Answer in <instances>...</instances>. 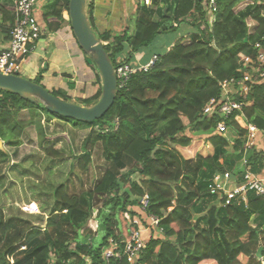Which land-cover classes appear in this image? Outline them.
Listing matches in <instances>:
<instances>
[{"label": "trees", "instance_id": "trees-1", "mask_svg": "<svg viewBox=\"0 0 264 264\" xmlns=\"http://www.w3.org/2000/svg\"><path fill=\"white\" fill-rule=\"evenodd\" d=\"M18 1L0 0V15L12 25ZM69 1L48 0L44 6L49 33L62 29ZM204 1L153 0L151 7L138 1L134 29L115 35L96 33L116 68L119 58L132 61L164 33L183 25L193 30L157 53L148 72H136L111 109L92 123L53 115L41 103L0 90V141L10 147L22 145L29 127L36 128L42 145L47 140L45 117L92 128L71 172L81 190L70 188L69 182L56 188L45 228L22 216L7 217L0 206V264H87L88 260L107 264L104 251L113 241L122 254L135 228L133 218L139 216V198L146 193L151 199L148 213L160 220L162 235L150 231L134 264H264V198L250 192L247 205L237 201L223 205L209 190L218 173L240 176L244 157L247 167L259 173L263 154L248 146V131L234 116L204 114L211 100L221 99L222 83L240 79L246 58L255 57V45L264 38V0H219L214 21L206 17ZM94 2L88 0L87 5L93 28ZM34 82L41 84L42 75ZM52 93L70 101L64 91ZM101 96L102 87L84 104L92 106ZM232 99L246 103L242 112L246 122L264 132V83L253 86L247 96L238 91ZM23 111L29 112L27 119L20 118ZM222 121L226 132L217 134ZM208 142L213 155L204 157L199 150ZM102 143L108 158L95 178L90 173L94 151ZM195 144L196 156L186 158L181 149ZM228 151L229 158L224 156ZM46 152L61 157L54 150ZM6 157L0 149V162ZM93 218L98 222L95 231L89 227ZM109 264L130 263L122 256Z\"/></svg>", "mask_w": 264, "mask_h": 264}, {"label": "crops", "instance_id": "crops-1", "mask_svg": "<svg viewBox=\"0 0 264 264\" xmlns=\"http://www.w3.org/2000/svg\"><path fill=\"white\" fill-rule=\"evenodd\" d=\"M135 1L138 2V0ZM47 2L48 0H42L37 7L36 14L44 30V33L41 40L37 43L35 49L24 60L22 64L23 74L30 73L35 78H37L38 75L41 74V84L46 89L51 92L64 91L69 97L70 102H74L81 106L90 107L86 106L84 102L85 100L94 98L98 94L100 88L102 87V83L100 84L97 71L93 66L88 64V57L83 52L76 40L71 27L70 17L67 12H64L65 23L63 24L62 29H60L56 33L48 32L47 24L44 21L43 15L44 6L47 4ZM133 3L134 0H95L93 11L95 32L97 33L98 31L99 34L110 32L111 34L115 35L128 28L134 29V21L137 16V5H133V9L130 12V7ZM12 17L14 20V12L12 13ZM12 26L14 25L10 24L7 19L3 18V16L0 15V51H3L8 47L10 34L13 28ZM192 31L193 30L190 27L185 26L183 36L191 33ZM171 42L170 44L166 45V50H168L175 43ZM157 53L158 52L152 53V55L149 56L145 51L139 52L134 56L131 62L136 65H146L150 62L152 56L156 55ZM28 114V111H23L20 115V118L27 119ZM43 125L47 140L42 145H40L39 143L36 128L29 127L23 133V136L21 138L23 143L21 146L10 147L7 145L8 149L0 147L1 150L5 149L4 151H6L7 154L11 155V159H9L10 155H8L7 157L9 159L7 164L8 172L6 176L2 177V181H0V191H2V193L5 195L6 200L8 201V208L11 205L19 208L21 209L20 211L23 215L42 214L40 206L43 205V202L41 201V199L46 198V196L50 192L52 193L51 199L49 200V208L51 209L54 205L53 193L58 186L63 184L61 180H57V183L51 182L50 184H47V189L43 188V184L39 183L40 176L34 178L29 174L27 170L29 165L32 164L31 166H33L34 163L40 162L46 163L47 167L49 164V168H53L54 165L55 168H61L62 166L68 168V162L72 161L83 153L84 143L92 133V128H81L78 125H73L72 122L61 119H52L48 121L45 117L43 120ZM28 139H30L29 141L32 144L29 146L33 150H42V153H44L45 157L49 159L48 161H43L39 155L32 151L30 152V157L26 158L25 161H19L20 157L24 153H21L19 157L17 155L16 157H18V159L14 158V154L16 151H20V149L28 146ZM99 145L101 146V148L103 147L101 150V157L104 161L106 158H108V156L105 152L103 143V146L101 144ZM101 148L98 146L94 152L99 151ZM254 148L261 153L264 152V132L260 131V133L258 134V138L256 140ZM48 149L60 153L61 157H49L46 152ZM181 151L186 158L193 160L196 156V153L198 152V149H195L194 146H191L189 148H183L181 149ZM199 151L202 156L208 157L213 155L214 148L208 142ZM188 152L190 154H188ZM263 162L261 171L257 174L263 173ZM100 163L101 162H99L98 165ZM94 166H96L95 163ZM239 170H245L243 163L242 166L239 167ZM96 172L99 175L102 174V170L100 169ZM242 174L240 176H242ZM240 180L242 179L240 178ZM36 187L41 188L36 194H39L41 191L45 192V194L36 196V199L33 200V198L29 197V191L31 190V192L33 193ZM24 188L27 189L26 191H24L25 195L28 194V197L30 198L28 202H24L23 199H21V190ZM32 204H36L39 207L38 212L35 214L31 213V210H29V207H32ZM0 206L2 207L1 204ZM19 213L20 212L16 211L14 215L22 216V214ZM43 213L48 214L46 211H43ZM46 219L47 216L45 217L44 223L40 225L42 228H45ZM97 223L98 222L96 220V226ZM151 230L152 229H150V231ZM150 231L147 230L145 232V235L147 236ZM154 231L158 237L162 235L161 233H159L158 229H155Z\"/></svg>", "mask_w": 264, "mask_h": 264}, {"label": "built area", "instance_id": "built-area-1", "mask_svg": "<svg viewBox=\"0 0 264 264\" xmlns=\"http://www.w3.org/2000/svg\"><path fill=\"white\" fill-rule=\"evenodd\" d=\"M42 0H19L14 10L15 24L10 34L8 47L0 51V73L19 75L23 73L22 64L24 60L35 49L37 43L41 40L44 30L39 22L36 11L39 3ZM144 3L147 7H151L153 0H138ZM219 0H205L203 9L208 20H215L218 12ZM255 57H247L244 62L245 71L240 79H231L222 83V97L220 100H211L204 108V114L210 115L215 112L221 114L225 119H230L234 116V120L245 130L248 131L247 144L249 147H254L260 130L253 124L247 123L243 115V108L246 103L237 102L232 99L236 92L240 91L244 95L251 92L253 86L264 83V38L255 45ZM158 55H153L150 62L146 65H136L129 62L126 56L117 60L116 75L118 80L119 91L128 87L136 72H148L158 60ZM238 112V113H236ZM227 124L225 121L219 123L217 134L226 132ZM259 152V151H258ZM263 157H264V152ZM243 166L245 170L242 176H236L231 172L224 174H216L211 181L209 190L212 195L217 196L218 200L226 205L237 201L243 204H248V193L252 192L259 198H264V171L257 174L252 171L248 165L247 157L243 158ZM264 164V162H263ZM240 178L242 180H240ZM151 205L149 194L139 198L138 212L139 216L133 218L132 224L135 226L131 230L130 239L126 242L122 254L119 252L116 244L111 241V248L104 251V259L107 264L113 258H121L125 256L130 264H134L146 247L145 232L150 229L160 228V220L157 217L151 216L148 209ZM35 210L30 212L35 214L39 207L36 204ZM141 216V217H140ZM96 217V214H95ZM98 228V223L97 226ZM13 263V260H11ZM87 264H99L88 260Z\"/></svg>", "mask_w": 264, "mask_h": 264}, {"label": "water", "instance_id": "water-1", "mask_svg": "<svg viewBox=\"0 0 264 264\" xmlns=\"http://www.w3.org/2000/svg\"><path fill=\"white\" fill-rule=\"evenodd\" d=\"M88 0H70L69 17L76 40L89 56L88 64L96 67L102 81V96L90 107L56 97L42 84L19 75L0 73V90L12 92L21 98L41 103L46 110L59 117L82 123H92L102 118L114 105L119 94L116 69L99 40L87 12ZM2 141H0L1 145ZM1 147V146H0Z\"/></svg>", "mask_w": 264, "mask_h": 264}, {"label": "rangeland", "instance_id": "rangeland-1", "mask_svg": "<svg viewBox=\"0 0 264 264\" xmlns=\"http://www.w3.org/2000/svg\"><path fill=\"white\" fill-rule=\"evenodd\" d=\"M133 5L134 6L135 5H138V2H136L134 0V3L130 7V12L133 9L132 8ZM185 26L186 25H183L176 32L170 31V33H164L163 35L159 36L157 38V40L155 41V43L153 44V46L144 49V51L149 56H151L152 53H155V52L164 53L165 50H166V45L167 44H170L171 41H172L171 43H174V42H176L177 39H179V38H181V36H183L184 27ZM97 33H98V31H97ZM158 42H160V43H158ZM87 57L89 58V56H87ZM20 75L23 76V77L28 78L31 81H36L37 80V78H35L34 76H32L30 73H24V74L22 73ZM94 103L96 104L97 102H94ZM72 124L73 125L74 124L77 125L76 122H72ZM29 140L30 139H28V141ZM27 143H28L27 144L28 145L27 147H24L23 149H20V151H16L15 152V154H14L15 157L14 158H17L18 159V157L21 155V153H24L20 157L19 161H21V160H24L25 161L26 158H29L30 157V152L32 151V152H35L37 155H39L40 158L43 161H48L49 160L48 158L45 157L44 153H42V150L41 151L40 150H33L29 146V145H32L31 142L29 141ZM197 145L198 144H195L194 145V148L195 149H196V146ZM0 146L3 147V148H5V149H8L7 144L5 142H3V141H2V143H1ZM34 146H35V144H34ZM4 152L6 153V151H4ZM188 154H190V153L188 152ZM8 155H10V154H7V157H8ZM17 155H18V157H16ZM230 155H232V154L228 151V152H225V155L224 156H227L229 158ZM7 157H6V160L5 161L0 162V181H2V177L6 176L7 175V172H8L7 171V164H8V160L11 159V155L9 156L10 157L9 159ZM93 162L95 163L96 166H94V163H93V166L91 168V172L90 173H91V176H93V177L96 178L99 175L98 174L99 171H98V173L96 171L99 170V169L103 171L104 166H106L105 165V161H103V159L101 157L100 151H96V153L94 155V158H93ZM99 162H101V163L98 165ZM75 163H77V162H76L75 159H73L72 161L68 162V168H65V166H62L61 168H58V167L55 168V165L53 166V168H49V164H48V167H47L46 166V163L37 162V163H34L33 166H31L32 164H30L29 167L27 168V170H28L29 174L32 177H34V178L40 176V182L39 183L40 184L42 183L43 184L42 187L45 188V189H47V184H50L51 182L57 183V180L58 181L61 180L62 183L69 182L68 184H69L70 188L73 187V188H75L76 191H79V190H81L80 189L81 188V183H80L79 179L75 175H72L71 174L72 167L76 165ZM228 165H229V163H228ZM239 165L242 166V162ZM77 173L81 174L79 171H77ZM93 181L94 180L91 179V181L88 182L86 188H90V186L92 185ZM0 186H1V182H0ZM40 189L41 188L36 187L34 191L32 190L34 194L30 190L29 191V195L30 196L28 194L25 195V192L24 191L27 190L26 188L22 189L21 190V196H22L21 199H23L24 202H28L29 199H30L29 197L33 198V200H34V199H36V196H40L41 194H45V192H42V191L39 194H36V193L39 192ZM0 193H1L0 194V196H1L0 197V204L2 205L3 211H4V213H5V215L7 217H10V216L14 215V213L16 211L20 212L19 214H22L21 211H20L21 209H19V208H16V207H14L12 205L8 208L9 205H8V201L5 198V195L2 193V191H0ZM46 195H44V196H46ZM51 196H52V193L50 192V193H48V195L46 196V198L41 199V201L43 202V205L40 206V210H41V213L42 214H36V215H25V214L23 215L22 214V217L28 218V219L32 220L35 225H41V224H43L44 223V220H45V217L47 216V214H44L45 212L43 213V211H46L47 213H49V211H50V208H49V200L51 199ZM19 204H21V203H19ZM216 206L219 207L218 206V202L216 203ZM98 207L99 206H97L96 208H98ZM29 210H33L34 211L35 210V206L34 207H29ZM19 217H21V216L19 215ZM196 218H197V215H195V219ZM89 227L92 230H94V231L97 230L96 220L94 218L90 221Z\"/></svg>", "mask_w": 264, "mask_h": 264}]
</instances>
